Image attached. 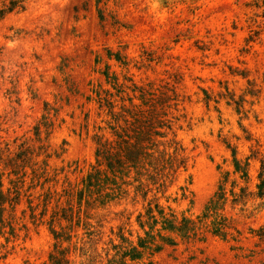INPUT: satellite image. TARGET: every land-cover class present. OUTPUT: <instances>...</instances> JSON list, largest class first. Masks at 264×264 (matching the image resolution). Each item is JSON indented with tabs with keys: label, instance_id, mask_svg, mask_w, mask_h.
I'll return each mask as SVG.
<instances>
[{
	"label": "rangeland",
	"instance_id": "1",
	"mask_svg": "<svg viewBox=\"0 0 264 264\" xmlns=\"http://www.w3.org/2000/svg\"><path fill=\"white\" fill-rule=\"evenodd\" d=\"M139 89L175 97L160 150L176 149L185 167L165 187L143 188L145 196L132 184L119 201L84 209L78 225L59 220L97 147L123 125L102 99L117 114L127 99L140 104ZM34 128L55 177L26 192L25 178L18 203L6 205L0 264H48L54 246L69 264H106L120 234L133 244L144 235L136 220L148 203L196 229L181 237L157 224L151 233L168 243L156 240L143 264H264V200L255 197L264 0H25L0 20V141H30ZM2 185L11 187L5 175Z\"/></svg>",
	"mask_w": 264,
	"mask_h": 264
},
{
	"label": "trees",
	"instance_id": "2",
	"mask_svg": "<svg viewBox=\"0 0 264 264\" xmlns=\"http://www.w3.org/2000/svg\"><path fill=\"white\" fill-rule=\"evenodd\" d=\"M24 3L25 0H0V20L6 15L22 12ZM116 61L119 59L116 58ZM138 92L137 100L140 104L135 105L131 102L132 98L127 99L129 107L120 106L117 114L114 113L115 105L102 99L105 101L107 113L112 115L116 122H123V125L114 127L112 141L97 147L95 166L91 167L81 180L80 188L67 197L65 201L67 208L61 209L59 220L71 223V218L72 220L75 218L76 225H78L80 214H84V209H93L96 204L104 206L119 201L126 194V188L132 184L137 185L136 192H143L145 196L148 189L144 191L143 188L165 187L167 182L170 183L173 180L179 169L185 167V160L176 149H173L172 153L160 150L163 145L161 139L167 135L166 130L171 131L167 111L171 106L176 105L174 104L175 97L164 93L155 96V91L144 89H139ZM171 102H173L172 105ZM33 132L34 138L30 141L14 139L11 144L0 141V225H2L6 205L12 209L18 203L25 178H29L26 192L37 186L43 189L50 178L55 177L54 175L53 177L47 176V161L50 154L47 153V147L42 144L37 128H34ZM259 163L255 197L264 200V156ZM4 175L8 185L11 186L5 190V193L2 191ZM243 176L246 177V174ZM48 194L43 193V197ZM220 200L223 202L225 199L221 196L214 202H210V205L217 204L218 206ZM42 202L45 207L48 199ZM58 202L57 198L56 207ZM72 202L75 206L73 215ZM154 212L159 219L156 218ZM53 214L54 219L57 217V212ZM136 222L144 235L142 237L137 235L136 242L133 244L120 234L118 243L111 244L112 255H109L106 264H143L145 254L150 252L156 240L168 243L158 230L155 237L151 233L157 224L160 225L161 231L176 233L181 237L193 234L196 229L194 223L184 215L180 214L178 217L173 212L164 213L157 204H154V209H152L151 203L147 204L143 215L137 216ZM261 236H264V229ZM54 239L59 241L58 235H54ZM67 254L66 250L55 249L54 246L48 256V264H69Z\"/></svg>",
	"mask_w": 264,
	"mask_h": 264
}]
</instances>
